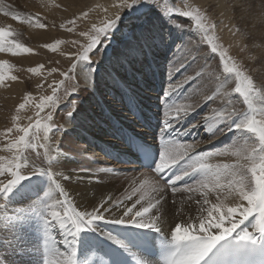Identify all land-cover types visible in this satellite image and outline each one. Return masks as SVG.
Listing matches in <instances>:
<instances>
[{
  "label": "snow or ice",
  "instance_id": "1",
  "mask_svg": "<svg viewBox=\"0 0 264 264\" xmlns=\"http://www.w3.org/2000/svg\"><path fill=\"white\" fill-rule=\"evenodd\" d=\"M171 2L118 0L114 6L123 12L118 11L112 17L106 16L99 26L93 23L87 31L80 32L79 35L86 38V43L81 44L78 40L70 42L73 46L79 45L80 50L66 54L73 62L66 71L60 73L62 79L48 85L51 94L40 96L38 102L32 93L24 95L16 111L19 113L26 105L33 104L36 109L34 117H28L29 122L21 125L18 123L21 117L14 115L13 125L0 131V136L6 141L0 151L9 153L0 155V198L25 204L24 207L13 209L11 215L7 214L6 205H0V209L4 210L2 214L5 221L9 222L6 226L35 221L36 247L42 252L41 264H87L77 259V246L91 251L96 244L105 241L116 247H109L104 253L109 257L108 260L100 259L96 264H127L121 257L123 253L130 252L132 239L105 231L98 222L131 225L162 233L164 218L160 209L167 189L171 190L173 196L177 193L187 194L186 200H194L199 205V211L198 215L188 216L182 222L169 226L170 238L162 241L166 245L164 264H246L239 258L257 251L264 252V81L258 84L229 55L227 49L215 42V37L210 34L215 25L207 20L199 8L185 6L182 10L166 6ZM153 8L162 19L178 29H183L185 25L176 23L172 18L174 14L191 18L195 30L202 34L196 44L190 42L189 45H178L177 52L181 55L170 64L169 83L163 90L165 103L163 126L159 129V147L147 143L123 126L113 125V134L123 140L137 158H143L150 167L154 164L152 171L158 178H149L144 174L143 179L133 177L130 190L126 189L123 197L113 198L108 194L98 201V205L95 195L89 197L86 192L84 198L91 203V210L87 207L81 210L73 203L62 181L71 182L75 176L77 183L91 184L93 180L99 181L116 169L90 167L94 157H85L86 150L75 144L71 133L79 123L83 108L81 100L70 99L73 94H78L77 86L65 88V82L75 78L70 74L75 72L79 64L86 65L89 73L98 71V68H92L95 63L92 58L96 57L100 65L103 64L102 57H107L108 47H111L112 40L122 27L139 26L144 31L154 33L155 23L146 19ZM87 15V12H83L80 17L61 23L60 28L73 32L77 19ZM12 16L21 19L20 13L13 12ZM124 16L131 21L130 25L124 24ZM23 19L41 29L47 27L41 22L39 14ZM15 35L11 26L0 27V52L18 55L34 51L15 39ZM62 43L65 41L56 39L43 47L55 52ZM200 44L210 46L211 52L218 54L222 73H215L205 62L193 74H185L181 80L173 83V76L187 66L189 58L193 62L197 60V56L192 53ZM6 65H9V61L0 60V83L9 78L13 81L18 79L15 75H9ZM42 68L43 65H39L28 71L38 73ZM57 71L59 69L52 68L49 74ZM205 76L215 82V88L203 97V102L218 101V106L213 107L200 122L183 129V134L187 135L191 128L203 127L213 136L217 132H235L238 135L224 149L198 152V143L181 142L178 139L181 129L177 125L186 120L200 104L178 103L181 97L177 93L186 84L195 83L198 86ZM233 82L234 87H231ZM91 83L90 76L85 75V87ZM61 89L63 95H60ZM184 99L187 100L188 96L185 95ZM64 102H67L64 123H54V112ZM237 103L245 107L239 108ZM129 111L133 116L137 115L135 106L131 104ZM14 132L15 136L12 135ZM56 133L60 135L53 140V134ZM74 152L86 160L78 172L53 170L64 164L69 156L75 159ZM221 155H230L234 159L229 162H210L213 157ZM81 172L87 174V179L79 176ZM165 173H171L166 180ZM197 176L199 179H196ZM185 178H192L193 183L185 182L183 187H177V182H184ZM162 180L165 182L160 183ZM197 194L199 199H196ZM137 195L131 206L125 203ZM210 195L215 197V202L209 199ZM229 199L233 203H228ZM182 211L181 207L177 214ZM104 213L112 215L106 216ZM57 230L63 237L62 242L67 245L66 250L59 247ZM135 264H146V261L137 258Z\"/></svg>",
  "mask_w": 264,
  "mask_h": 264
},
{
  "label": "rangeland",
  "instance_id": "2",
  "mask_svg": "<svg viewBox=\"0 0 264 264\" xmlns=\"http://www.w3.org/2000/svg\"><path fill=\"white\" fill-rule=\"evenodd\" d=\"M117 2L118 0H115V4ZM55 3L56 7L58 8L53 12L50 9H53L52 5ZM0 5H2L0 6V27L8 28L9 26H11V30L16 34L14 38L17 39L20 43L24 44L26 47H30L34 50L32 53H20L18 55H13L9 52H0V60L9 61V65L5 66L9 75H15L18 78L15 81L9 78L6 79L4 83H0V112L2 113V115L4 112H7L3 110L5 106L9 109V111H11H8V120L5 119L7 117V115L5 114L3 116L5 122H3L4 119H0V123L3 125L2 127H0V131H3L4 129L13 125L12 116L14 115H19L21 117V119L18 121V123H20L21 125H25L29 122L28 117H34L36 109L33 104L26 105L25 109L20 110L19 113H17L16 111L17 106L23 102V98L26 93H32V96L35 98L36 102L39 101L40 96L51 94V89L48 87V85L52 84L54 80L58 81L62 79L63 77L60 75V73L66 71L73 62L72 58L66 54L75 53L80 50L79 45L73 46L70 42L73 40H78L81 44L86 43V38L80 36V32L87 31L93 23L99 26L101 24V21L104 20L106 16L112 17L116 12H123V10L118 9L114 6L112 12H110L108 9L107 12H105V9L93 2H88L87 4L80 5L75 2L67 4L62 0H0ZM166 6L177 7L182 10L185 9V6L199 8L200 11L206 16L207 20L215 25V28L210 31V34L215 37V42L221 45L223 48L227 49L229 55H231L238 64L242 65L246 69V71H248L249 74H251L256 79L258 84L261 81H264V0H172V2L168 3ZM13 12L20 13L21 19H14L12 16ZM83 12H87L88 15L86 17L77 19L75 31L67 32L65 29L60 28L61 23H64L65 21L72 19L73 17H80V14ZM108 13H111V16H109ZM37 14H39L41 22L47 25L46 28L41 29L35 26L34 23H28L23 19L24 17L35 16ZM172 18L176 23L183 24L185 25V27L183 29L175 28L172 24H169L167 21L162 19L160 17V13L157 12L156 9H151L146 19L150 22L155 23L157 31L154 33H149L147 31H144L139 26L122 27L121 32H118L116 34V38L112 40L111 47H108V55L106 57L108 61L113 62L115 58H118L116 57V54L121 52V50H127L125 49L127 48L126 46L129 45V42L131 43V41L135 39L136 33L141 31L143 32V34L148 36L154 35L155 38L153 41L158 42L161 39L163 42V46L167 47L168 45L170 47L168 52L165 53L164 50L162 51V53L156 55V59L158 58L157 61H159L160 64L168 65V68H166L167 76H164V78L162 79L164 86L161 92L157 94L155 86L157 85L156 83L152 81L151 85V89H153L154 86L155 88L153 91L158 95V98L156 99L158 100L157 105H159V108L161 107L160 111H162V113H158L160 114V117H163L164 104L162 103H164L165 100H163L164 98L162 97L163 90L167 88L169 83L170 64L181 55L177 52V46L189 45L190 42L191 44H196V42L200 40L202 35L198 30H195L194 22L191 20V18L183 17L178 13L174 14ZM123 22L125 25L131 24V21L127 18V16L123 17ZM189 25H192V27H189ZM41 31H43L48 36L40 38V41H36L35 36L38 35ZM156 37H158V39ZM56 39H61L62 41H65V43H62L55 52L43 47L44 44L54 42ZM157 42H154V45H156ZM139 46L140 42L137 43V48H140ZM143 47V50L146 52V45L144 44ZM156 50L157 49L155 48L154 51L157 52ZM163 54L165 55L161 56ZM192 54L197 56V60L193 62L189 58L187 60V66L173 76V83L181 80L185 74H193V72L205 62L215 73H222V65H220L218 54L212 53L210 50V46L200 44L198 48L193 50ZM123 55V58L120 60L122 61V65L114 67V69H116V73H114L115 79L112 80L115 81L116 84H113L110 80H106L108 78L107 76L109 74V71L104 70V68L102 69L100 60L96 59V57H93L92 59L95 60V63L92 64V68H98V71L93 73L94 78L97 77V79L96 81L93 80L92 82L98 87L97 90L99 91L101 97L100 101H103L105 103V108L110 105V100L108 99H110L111 97H116L118 100H121L120 102L124 103L125 107L127 106L126 108L128 112H130L129 103L132 97L130 95L133 93L135 94V89L131 85L135 81L134 75H137V73L134 68H136L138 64L135 63L134 60L136 52L135 55H131L129 52H126V54ZM147 55L145 57H147ZM19 56L28 57L26 65L19 62V60L17 59V57ZM39 65H43V68L40 69L38 73H30L28 71L29 68L37 67ZM52 68H57L59 69V71L49 74ZM105 72L107 73V75L104 74ZM119 73L120 75H116ZM70 75H73L75 78L66 81L64 87L70 89L73 85L77 86L78 94H73L70 99L81 100L83 108V111L81 112L82 114L87 103H90L91 101L93 102L92 95L98 94V92L96 91V89L90 86L85 88L84 90L82 88V90H79L81 84L79 81L80 79L78 78V66L75 72L71 73ZM126 77L129 80H126ZM145 80H147L146 77H144L142 81ZM153 83L155 85H153ZM37 85L43 86L37 87ZM112 85L117 86L119 90L118 88H111ZM230 86L234 87V82ZM110 88L112 89V91ZM214 88L215 82L209 80L208 77L205 76L198 83V86L195 83L186 84L184 86V89L180 93H177V95L181 97V99L177 102H187L194 105L197 102L198 104L200 102L198 100L200 94L202 95L201 97H204L206 94L209 95L211 91L214 90ZM125 93L127 94L126 96H124ZM60 95H63V89H61ZM103 95H106L107 97L102 98ZM185 95L188 96L187 100L184 99ZM135 96L140 99L141 102H147V100H143L141 97H139L138 93ZM96 97L99 98L98 96ZM237 99L239 98L237 97ZM134 102L132 103L134 104ZM159 102L162 106H160ZM218 103V101L204 103V108H202L203 106H201L200 108L203 111L207 107H217ZM95 105L97 106V104ZM88 107L93 106L88 105ZM115 108H118V106H116ZM140 108L142 109V107ZM66 111L67 102H64L54 112L53 122L57 124H63V115ZM93 111L99 113L100 109ZM91 115L92 117H94L93 112H91ZM115 118V116H110V120L113 122V124L121 126V123L117 122L116 120L118 118ZM188 122H194V120L191 121V119L189 118ZM79 130L80 128L77 126L75 131L71 133L77 146H80L82 143L80 142V138L79 136H77V134L86 136L82 134V132L78 133L77 131ZM12 135L15 136L16 133L14 132ZM58 135L60 134H53V140H55L56 136ZM237 135L238 134L235 132H232V134L228 133L227 136L223 135L225 138L224 140L227 143L223 142L224 144L220 145L219 150H221V147L223 146V148H225L226 146L231 145L233 143L232 141L234 140L233 138H235V136ZM108 136H104L102 138L109 141V138H111L112 136ZM84 139H88V141H83L82 146H84L83 144L88 145V142L90 141L89 137H84ZM181 139L182 138L180 137V141L182 142ZM185 139L186 140H184L183 142L189 140L186 137ZM155 140L159 141L157 137H155ZM97 141H99L102 146H106L109 143L104 140ZM4 143H6V141L2 136H0V147H2ZM66 147L67 145H65V148ZM111 149L115 150L114 148L110 147V150ZM197 151L199 152L204 150L197 149ZM113 154L114 152H112V155ZM0 155H9V153H7L6 151H0ZM73 155L78 157V160L73 163L74 165H70L69 163H67V165L71 170H73L74 168L79 170V167L84 163L83 161L85 159H83L82 163H80L82 158L76 155L75 152L73 153ZM229 158L230 159L228 160L225 159L221 161L229 162L234 159V157ZM66 162H68V158L66 159L65 164L59 165L57 166V168L65 170L64 168H67ZM116 162L120 166L123 165L118 161ZM216 162L218 161H215L214 163ZM125 164L128 165V163ZM115 167H117V165ZM116 172H121V174H117V177L119 179L118 184L122 186L123 190L131 184V179L133 177H138L140 175L139 178H143L144 176L142 174H144L149 178H158L155 177L153 171L136 168L130 169L129 167L126 168V166L124 168H116V171H114L113 173ZM132 173H134L135 175L132 176ZM196 179H199V177L197 176ZM160 183H164V181L162 180L160 181ZM192 183L193 181L188 184ZM166 191L167 195L160 209L162 215H166L167 217H175L177 214V210L181 207L199 209V205H197L194 200H186L187 194L177 193L175 196H173L170 189H167ZM199 198L200 197L197 194L196 199ZM209 199L215 202V197L213 195H210ZM173 201H175V203H173ZM182 201H184L183 204L181 203ZM14 204L15 202H10L9 200H7V198H0V205H6L8 215L12 214L13 209L25 206V204H18L16 206ZM3 211V209H0V261H3V264H41L42 252L38 251L36 247L37 233L35 232V221L25 222L24 224L14 223V226H6V224H8L9 222L5 221L2 214ZM57 242L62 250L67 249L65 248L67 245H64L62 241L57 240Z\"/></svg>",
  "mask_w": 264,
  "mask_h": 264
},
{
  "label": "bare ground",
  "instance_id": "3",
  "mask_svg": "<svg viewBox=\"0 0 264 264\" xmlns=\"http://www.w3.org/2000/svg\"><path fill=\"white\" fill-rule=\"evenodd\" d=\"M62 1L66 2L67 4H71V3L75 2V3H78L80 5L87 4L88 2H90V3L93 2V3H96L98 6H101L103 9H108L110 12H112V10L114 9V5H115V0H62ZM52 8L53 9H50V10L53 12L57 10L58 7H56V3L52 5ZM108 15L111 16V13L110 14L108 13ZM137 34H138V36H137ZM45 36H48V35H46L43 31L39 32V34L35 36L36 41H40V38H44ZM158 37H156V38L158 39ZM154 38H155L154 35L148 36V35L143 34L142 31L136 33L135 39H133L131 41V43L129 42V45L126 46L127 48H125V49H127V50H125V51L121 50V52L117 53L116 57H118V58H115L113 62L108 61V59L106 57H102L103 64L101 65V68L102 69L104 68V70L109 71V74L107 76L108 78L106 80H108V81L110 80L113 84L114 83L116 84V82L112 80V79H115L114 73H116V69H114V67L122 65V61H120V60L123 58V56H124L123 54H126V52H129L131 55H133V54L135 55V52H136V56L134 57V60H135V63H137L138 65L136 68H134V70H136L137 75L136 74L134 75L135 81L131 85L135 89V94L133 93L130 95L132 97L130 99L129 104H133L132 102L135 101L134 105H135V108L138 110H142V109L140 108V106H137V104H139V103L144 104L146 106L145 108L154 111L153 115L156 116L158 121L163 122V117H160V114H158V113H162V111H160L158 109V106L156 107V105L158 103V100H156L158 98L157 94H159L161 92V91H159V93H158V90H161V89H160V87L158 89L157 85H155L154 83L162 82V79L164 78V76H167L166 75V68H168V65L160 64L159 61H157L158 58L156 59V55L162 53V51H164V50H165V53L168 52L170 47L168 45H167V47L163 46L162 45L163 42L161 39L158 42L153 41ZM138 42H140V46H139L140 48H137ZM154 42H157V44L154 45L155 44ZM144 44L146 45V50H147L146 52L143 50ZM134 45H136V46H134ZM155 48L157 49L156 50L157 52L154 51ZM146 55H147V57H145ZM164 55L165 54H163L161 56H164ZM17 59L19 60V62H21L22 64H25V65H26V62L28 61V57H26V56H19V57H17ZM104 74L107 75L106 72ZM85 75H89L91 78V81H93V80L96 81V79H97V77L94 78L93 73H89V70L87 69L86 65L79 64L78 65V78L80 79L79 81L81 84L79 90H82V89L84 90L86 88L85 87ZM116 75H120V73L116 74ZM141 75H142V77H141ZM144 77H146L147 80L142 81L144 79ZM126 80H129V79L126 77ZM152 81L154 82L153 85L156 86L157 94H155L156 92L153 91L155 88L154 86H153V89H151ZM14 87H16V86H14ZM90 87L96 89V91L98 92V94L92 95L93 102L95 104H97V106L92 101L90 103H87V105L84 107L85 108L84 112L82 114H80L79 123L77 125L81 130V131L79 130L77 132L78 133L82 132V134L86 135V136H81L80 134L79 135L77 134V136H79V138H80V139L78 138L80 140V142L83 143V141H86V142L88 141V139H84V137H89V139H90V141L88 142V145L83 144L84 146H82V143H81V145L79 146V147L82 146L84 149H86V151L84 153L85 157H94V160L90 162L89 166L90 167H106V168H114V169L124 168L126 166V168L129 167L130 169L131 168L138 169L139 167L137 168V166H135L133 164H128V165L123 164L121 166L118 165V163L116 162L118 159H122V160H127V159H124L121 156L113 158V155H112L113 151L110 150V147H112L114 149H122L123 145H124L123 141H120L118 136L113 134V132H114L113 125L114 124L110 120V116H115L116 118H118V119L115 118L117 120V122H120L121 126L124 125V126L128 127L129 129L138 126L137 125L138 124L137 118L135 116H133V114L131 112H128V110L126 108L127 106L125 107L124 103L120 102L121 100H118L116 97H111L110 99H108V100H110V103H109L110 105L107 108H105L104 107L105 103L103 101H100L101 97H100L99 91L97 90L98 87L96 85H94L93 82L91 83ZM111 88L117 89L118 87L112 85ZM118 90H119V88H118ZM111 91H112V89H111ZM137 93H138L139 97H141L143 100H147V102H145V103L141 102L140 99H138L135 96ZM126 95L127 94L125 93L124 96H126ZM206 95H208V94H206ZM96 96H98L99 98H97ZM201 96H202L201 94H200V97L198 96L199 97L198 100L200 101L199 102L200 107L204 105L203 97H201ZM103 97H107V96L103 95L102 98ZM159 98H160V96H159ZM164 103H162V104H164ZM196 104H197V102H196ZM88 105H92L93 107H88ZM116 106H118V108H115ZM160 106H162L161 103H160ZM236 106L239 108L245 107L244 105L239 104V103H237ZM200 107H197L196 110L194 112H192L186 120H184L183 122H181L180 124L177 125V128L181 129V135H180V137L182 138L181 140L183 142L185 136H188V139L190 141L188 140L185 142L198 143V148H197L198 150L217 151V150H219L220 145H223L226 142L224 140L225 138L223 135L227 136L228 133L232 134V132H226L225 134L224 133L221 134L220 132H217L216 135L213 136V135L208 134L206 131H204L203 127H197V128H193V129L191 128V130L188 132L187 135L183 134V131H182L183 129L189 128L190 125L200 122L206 114H210L211 109L213 108L212 106L207 107L206 109H204L202 111V109ZM202 108H204V106ZM99 109H100L99 113H96V111H93V110H99ZM3 110L7 111V112H4L3 115L0 112V119H4V117H3L4 114L7 115L8 111H9V109L6 108V106L3 108ZM9 112H11V111H9ZM91 112H93L94 117H92ZM8 116L9 115H7V117L5 118L6 120H8ZM189 118L194 120V122H188ZM5 119L3 122H5ZM111 122H112V124H111ZM0 125H1L0 127L3 126L1 123H0ZM187 125H189V126H187ZM108 135L112 136L111 138H109V141L102 138L104 136L107 137ZM148 136H150V134ZM153 136L151 135L148 138L153 139V141L157 143L156 145H159L158 141L154 139L155 136L154 137ZM180 137H178L179 140H180ZM97 140H100V141L104 140V141L109 142V143L106 146H102L101 143ZM86 146H88V147H86ZM212 146H214V147H212ZM223 147H221V149H224ZM229 157H232V156H230V155L216 156V157H213L210 162L214 163L215 161L220 162L221 160H225V159L228 160V159H230ZM77 160H78V157L75 156V159H73L72 156H69L68 162H66L67 168H64L65 169L64 171L67 172V170H71L69 168V166L67 165V163H69L70 165H74L73 163H75ZM82 161H83V159H81L80 163H82ZM83 162L86 163V160H84ZM118 162L120 163V161H118ZM224 162H226V161H224ZM116 165H117V167H115ZM139 169H142V168H139ZM53 170L54 171H60L61 169L55 167ZM145 170H148V169H145ZM73 171L78 172V169L74 168ZM118 173L121 174V172H118ZM118 173L116 172V173H111L107 176H103L99 181L93 180L91 184L77 183L75 176L73 178V181H71V182H63L62 181V183L65 184L66 190L69 192V195L72 198L73 203L75 205H77L81 210L84 209L85 207H87L88 210H91V206H92L91 203H89V201L84 198L86 192H87L89 197H91L93 194L95 195L96 203L98 205V201L101 198H106V196L108 194H111L113 196V198L123 197L126 194L125 190L126 189L130 190L131 184L129 186H127L126 188H124V190H123L122 186H120L118 184L119 183V179L117 177ZM134 175L135 174L132 173V176H134ZM79 176L83 177L84 179H87L86 173L81 172V173H79ZM127 176H128V174H127ZM139 176H138V178H139ZM143 178H140V179H143ZM96 184H98L99 186L94 187L93 185H96ZM41 195H43V193H41ZM137 198H138V195H137V197H133L132 201H125V203L128 206H131V204ZM227 202L233 203V201L231 199H229V201H227ZM18 204H20V203H15L14 205L16 206ZM198 211H199V209H197V208H183V211L179 215L176 214L175 217H171V216L167 217L166 215H162L164 218V222L162 224V233L165 234L168 238H170V232H169V226L170 225L174 226L175 223L182 222L183 220L187 219L188 216H196V215H198ZM104 214L106 216L112 215V213H104ZM98 223H99V226L101 228H103L105 231H112L114 235H119L121 238H124V236H128L130 239L134 240L135 235H145V236H148V237L154 239L156 234H157L152 230L139 229V228H136L135 226H131V225H112L110 223H106L105 221H101ZM245 223L247 224L248 222H245ZM56 239L58 241H63V237L58 234V230L56 233ZM68 239L70 240L71 237H69ZM98 239L102 240V238H98ZM102 246H103V244H96L91 249V251H85L83 246L78 245L77 246L78 247L77 259L81 262L86 261L87 264H96V262L99 261L100 259L104 260V254H102L103 253V247ZM65 248H67V246ZM129 248H130V253L133 254V256H135L137 258H142L147 263L155 264V262L153 260L144 257L138 251L133 249L130 245H129Z\"/></svg>",
  "mask_w": 264,
  "mask_h": 264
}]
</instances>
